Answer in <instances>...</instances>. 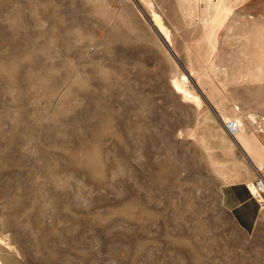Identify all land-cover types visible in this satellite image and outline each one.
I'll use <instances>...</instances> for the list:
<instances>
[{"label": "rangeland", "instance_id": "obj_1", "mask_svg": "<svg viewBox=\"0 0 264 264\" xmlns=\"http://www.w3.org/2000/svg\"><path fill=\"white\" fill-rule=\"evenodd\" d=\"M252 115L264 0H0V263L264 264Z\"/></svg>", "mask_w": 264, "mask_h": 264}, {"label": "bare ground", "instance_id": "obj_2", "mask_svg": "<svg viewBox=\"0 0 264 264\" xmlns=\"http://www.w3.org/2000/svg\"><path fill=\"white\" fill-rule=\"evenodd\" d=\"M152 24L157 27V31L161 33V35L162 34L164 35V40L168 44L169 39H170L168 32L165 26L163 25L161 18L157 14L153 15ZM173 84L177 90L183 92L185 98L191 99L195 101L196 103H200V100L197 97L191 95L188 91H186L183 88V84H184L183 81L175 80ZM244 145H245V148L247 149V153L249 152L248 153L249 159H251V161L257 167V169L259 170L262 169L264 167V164H263L264 157L260 153L261 148L258 142L256 141V139L251 138V140L244 142ZM259 187L264 189V183L262 181L260 182Z\"/></svg>", "mask_w": 264, "mask_h": 264}, {"label": "built area", "instance_id": "obj_3", "mask_svg": "<svg viewBox=\"0 0 264 264\" xmlns=\"http://www.w3.org/2000/svg\"><path fill=\"white\" fill-rule=\"evenodd\" d=\"M251 122L255 124L256 127H258V132H264V120L258 119L256 116H250ZM227 129L232 133L235 134L238 132L240 127V122L238 121H231L227 124ZM260 184V183H259Z\"/></svg>", "mask_w": 264, "mask_h": 264}, {"label": "crops", "instance_id": "obj_4", "mask_svg": "<svg viewBox=\"0 0 264 264\" xmlns=\"http://www.w3.org/2000/svg\"><path fill=\"white\" fill-rule=\"evenodd\" d=\"M253 190H254V188H253Z\"/></svg>", "mask_w": 264, "mask_h": 264}]
</instances>
